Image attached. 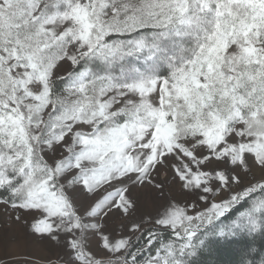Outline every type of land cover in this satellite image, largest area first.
<instances>
[{
  "label": "snow or ice",
  "instance_id": "1",
  "mask_svg": "<svg viewBox=\"0 0 264 264\" xmlns=\"http://www.w3.org/2000/svg\"><path fill=\"white\" fill-rule=\"evenodd\" d=\"M0 264H264V0H0Z\"/></svg>",
  "mask_w": 264,
  "mask_h": 264
},
{
  "label": "trees",
  "instance_id": "2",
  "mask_svg": "<svg viewBox=\"0 0 264 264\" xmlns=\"http://www.w3.org/2000/svg\"><path fill=\"white\" fill-rule=\"evenodd\" d=\"M238 244H230L221 241L214 244L210 252L204 253L200 258V264H238Z\"/></svg>",
  "mask_w": 264,
  "mask_h": 264
},
{
  "label": "rangeland",
  "instance_id": "3",
  "mask_svg": "<svg viewBox=\"0 0 264 264\" xmlns=\"http://www.w3.org/2000/svg\"><path fill=\"white\" fill-rule=\"evenodd\" d=\"M5 228V217L3 216V210H0V234L4 232Z\"/></svg>",
  "mask_w": 264,
  "mask_h": 264
}]
</instances>
